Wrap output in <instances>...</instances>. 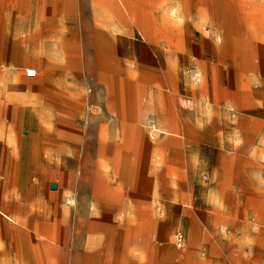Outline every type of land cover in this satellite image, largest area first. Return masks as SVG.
<instances>
[{
  "label": "crops",
  "instance_id": "0c3cea01",
  "mask_svg": "<svg viewBox=\"0 0 264 264\" xmlns=\"http://www.w3.org/2000/svg\"><path fill=\"white\" fill-rule=\"evenodd\" d=\"M260 149L264 0H0V264H212L152 201L239 192Z\"/></svg>",
  "mask_w": 264,
  "mask_h": 264
},
{
  "label": "rangeland",
  "instance_id": "374dc122",
  "mask_svg": "<svg viewBox=\"0 0 264 264\" xmlns=\"http://www.w3.org/2000/svg\"><path fill=\"white\" fill-rule=\"evenodd\" d=\"M84 85L85 92L78 95V100L85 105L76 113L83 131L89 113L98 111L89 102L91 88L87 83ZM68 128L67 136L74 135L75 128L69 122ZM260 151L264 155V149ZM246 169L235 182L239 192L217 193L213 190L215 194L182 195L180 203L170 201L172 196H165L166 201L162 200L164 196L161 201H152V207L162 214L154 226L153 241L170 242L172 250H176L174 232L181 229L187 245V221L190 213L195 212L203 224L200 234L205 241L197 248L198 255L212 256L215 258L212 264H264V164H251ZM67 199L72 203L71 197ZM184 252H179L178 256Z\"/></svg>",
  "mask_w": 264,
  "mask_h": 264
},
{
  "label": "built area",
  "instance_id": "2783aa9c",
  "mask_svg": "<svg viewBox=\"0 0 264 264\" xmlns=\"http://www.w3.org/2000/svg\"><path fill=\"white\" fill-rule=\"evenodd\" d=\"M26 74L28 76H34L35 74V69H28L26 70ZM65 203L66 204H71V201L69 199L65 200ZM174 242H175V246L178 250H181V248L184 247L185 245V242H184V233L183 231L180 229V230H177L175 233H174Z\"/></svg>",
  "mask_w": 264,
  "mask_h": 264
},
{
  "label": "water",
  "instance_id": "95a60500",
  "mask_svg": "<svg viewBox=\"0 0 264 264\" xmlns=\"http://www.w3.org/2000/svg\"><path fill=\"white\" fill-rule=\"evenodd\" d=\"M54 187V185H52V188Z\"/></svg>",
  "mask_w": 264,
  "mask_h": 264
}]
</instances>
